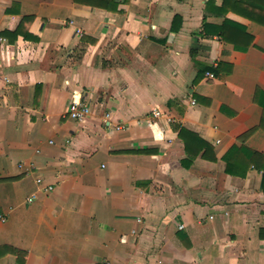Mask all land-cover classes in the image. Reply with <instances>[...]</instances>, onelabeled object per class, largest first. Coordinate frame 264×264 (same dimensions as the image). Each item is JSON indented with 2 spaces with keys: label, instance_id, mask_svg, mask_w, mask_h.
<instances>
[{
  "label": "crops",
  "instance_id": "crops-1",
  "mask_svg": "<svg viewBox=\"0 0 264 264\" xmlns=\"http://www.w3.org/2000/svg\"><path fill=\"white\" fill-rule=\"evenodd\" d=\"M258 5L0 0V264H264Z\"/></svg>",
  "mask_w": 264,
  "mask_h": 264
},
{
  "label": "trees",
  "instance_id": "trees-1",
  "mask_svg": "<svg viewBox=\"0 0 264 264\" xmlns=\"http://www.w3.org/2000/svg\"><path fill=\"white\" fill-rule=\"evenodd\" d=\"M258 6L260 7V5H258ZM26 18L27 19L28 18L31 19V17H26ZM254 18H255L256 21L264 24V6L260 7V10L257 11V13H256ZM234 24L235 25H239L241 27L243 26V25H241L239 23H234ZM224 38L226 39V37H224ZM183 131H186V130L183 129ZM187 133L189 135H191V137L194 139L195 142H197V144L200 145V150L203 149L205 151L209 147V145L207 144L206 141H204L201 138H199V136H197L192 131H188ZM182 134L184 135L183 132H182ZM185 144L188 145V143L186 141H185ZM244 158H246V160ZM256 158H258V159L259 158H264V156H262L257 151H254V150H252V149H250L248 147H245V146L244 147L243 146L242 147H236V146L235 147H231V149L228 150L226 155H224V159H225V161L227 163V167H226L227 171L231 172V173H234V174L235 173H237V174L244 173V172L239 170L243 166V164H242V163H244L243 159L247 162V164H244V167L247 169L251 165L256 164V160H255Z\"/></svg>",
  "mask_w": 264,
  "mask_h": 264
},
{
  "label": "built area",
  "instance_id": "built-area-1",
  "mask_svg": "<svg viewBox=\"0 0 264 264\" xmlns=\"http://www.w3.org/2000/svg\"><path fill=\"white\" fill-rule=\"evenodd\" d=\"M208 76H213L214 74L210 71H207L206 73ZM193 104H195V101L192 100L191 101ZM68 114L71 118L75 119V120H83L86 117L90 116L91 114V106L89 105V103H87V101L83 98L82 94L79 91H73L71 93V99L69 102V106H68ZM151 115L154 118H159L161 115V111L159 109H153L151 111ZM104 120L109 122L112 118V113L110 111L105 112L104 114ZM148 123L150 125H153L156 123V120L154 119H148ZM114 127L116 129L119 128H123L124 125L123 124H115ZM23 163H19V166H22ZM32 165L34 166V163H32ZM36 182L38 184L42 183V178L41 177H36ZM44 190H52L53 189V185L49 184L43 187ZM36 194L32 193L31 195H29L27 197V201L31 202L35 199ZM6 219V217L4 215H0V221H4Z\"/></svg>",
  "mask_w": 264,
  "mask_h": 264
}]
</instances>
